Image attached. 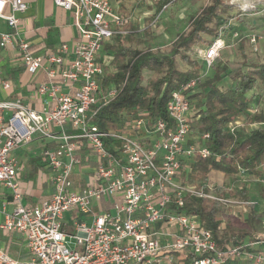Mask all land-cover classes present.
I'll list each match as a JSON object with an SVG mask.
<instances>
[{"label": "built area", "instance_id": "built-area-1", "mask_svg": "<svg viewBox=\"0 0 264 264\" xmlns=\"http://www.w3.org/2000/svg\"><path fill=\"white\" fill-rule=\"evenodd\" d=\"M256 2L247 6L254 9ZM53 3L73 15L77 36L70 45L44 47L38 55L19 34V16L27 3L0 0V20L10 29L0 32V51H13L26 72L42 73L45 79L35 87L38 109L20 99L0 100V186L13 204L11 212L0 208V230L23 235L31 258L22 264H175V253L186 251L194 257L192 264H264V241L218 248L199 216L181 211L188 196L231 203L213 194L212 185L204 192L189 179L187 162L206 158L210 150L208 134L191 129L194 108L188 96L198 91L221 51L232 46L225 32L230 31L232 42L246 40L253 46L256 36L251 31L240 35L230 19L207 46L195 49L200 71L172 93L168 121L138 111L113 127L100 128L95 114L116 95L112 85H103L100 52L107 42L127 34L129 19L109 0ZM10 88L0 69V89ZM239 127L238 121L227 125L229 131ZM35 138L49 144L39 156L49 171L51 195L27 206L12 153ZM238 175L247 174L240 170ZM68 212L75 218L70 233L63 222ZM0 264L18 263L0 251Z\"/></svg>", "mask_w": 264, "mask_h": 264}, {"label": "trees", "instance_id": "trees-1", "mask_svg": "<svg viewBox=\"0 0 264 264\" xmlns=\"http://www.w3.org/2000/svg\"><path fill=\"white\" fill-rule=\"evenodd\" d=\"M175 1L161 0L148 23L154 21L164 6ZM238 18L239 13L234 5H227L223 0H210L196 16L189 19L187 31L178 35L166 52L139 48L141 38L138 26L129 21L125 26L127 34L117 37L113 44L106 46V50L112 52L114 72L106 74L102 82L105 86L112 85L116 95L97 110L94 118L97 125L100 128L113 127L121 122L124 115H134L138 111H147L154 117L168 121L166 105L172 93L197 77L200 71L201 63L189 55L192 47L208 45L211 40L206 42L202 36L213 40L224 23ZM142 32L149 37V25ZM176 56L186 65L185 69L179 68ZM242 64L230 69L221 59H215L199 91L188 96L195 110L192 131L199 135L208 134L206 145L210 150L209 156H196L187 162L189 177L204 192L209 191L207 182L211 171H219L224 177H230L242 170L247 175L262 176L264 179V112L245 113L253 98L249 94L259 87L264 88V61L247 65L243 61ZM224 79L231 82L226 90L217 86ZM240 114L246 115L247 124L260 126L250 130L239 128L229 131L227 125ZM212 189L219 196L227 193L235 200L249 201L248 192L243 187L230 191L219 186H213ZM223 210L217 201L194 196L186 197L181 209L185 214L199 216L202 225L211 231L218 248L227 244L239 245L246 238L248 243L261 240L247 229L237 232L222 230L219 218ZM257 218L258 215L252 211L245 226L252 228ZM177 254L182 255L183 264H192L194 257L191 253L186 251ZM223 264L245 263L226 261Z\"/></svg>", "mask_w": 264, "mask_h": 264}, {"label": "rangeland", "instance_id": "rangeland-1", "mask_svg": "<svg viewBox=\"0 0 264 264\" xmlns=\"http://www.w3.org/2000/svg\"><path fill=\"white\" fill-rule=\"evenodd\" d=\"M50 1L52 2L53 0ZM160 1L161 0H109V2L114 6L123 7V15L128 18L130 22L138 24L142 28L149 25L150 35L149 37L143 36L141 44L138 45L139 48H151L153 50L166 52L174 43L178 35L187 31L189 19L196 16L203 7L210 3V0H176L175 2L168 3L164 9L160 10L154 21L149 24V17L156 13L157 4L160 3ZM223 1L227 5H234V7L238 10V13L241 14L238 20H235L234 30H237L240 35H244L251 31L257 38V44L254 46L250 45L246 40L232 42L230 31H227L224 34V39L228 40V43L232 46L221 51L218 59H221L225 64H227L230 69L242 66L243 61L246 65L249 63H259L264 61V0ZM251 1H258L256 2L254 9L247 6V3H250ZM202 37L206 42L212 40L211 37ZM47 41L49 42L50 40ZM205 46H193L189 52L190 57L192 59H197L195 49ZM242 55H244L245 59ZM176 60L180 69L186 68V65L178 56H176ZM202 67L205 69L204 65H202ZM230 85L231 82L228 79H224L217 84V86L222 90L228 89ZM252 104L258 111L264 112L263 87H259L256 90V98ZM193 111L195 112V110ZM33 146L35 147V144L29 143L21 146L20 149L25 150L26 152H32ZM36 152H38L37 149L33 151V153ZM36 156L37 155L35 154L34 157L36 158ZM36 163H38L39 166L41 165L38 172L31 175L30 178H25V181L30 179L35 185H37L38 182L40 184L44 177L42 170L43 165L39 160H37ZM27 168L28 166L25 167V171H27ZM236 176L224 177L220 175L217 178L210 175L207 182V185L209 186L219 185L222 186V188L225 186H231L232 189L243 187L247 190L249 195L250 203L248 205H244L243 207L229 204L225 205L221 203L224 210L219 218L220 227L228 232H237L239 229H247L254 233L256 237L264 239V179L262 176ZM35 189H37V187H35ZM50 190V185L48 183L44 184L42 194L48 193ZM212 193L215 192L212 191ZM225 196L226 194L223 196L220 195L219 197L228 198ZM228 199L231 200L230 198ZM252 211L258 215V218L253 227L250 228L245 226V222ZM65 231L70 233L72 228L65 227ZM181 256L182 255L178 254L175 255L177 261L176 264H182Z\"/></svg>", "mask_w": 264, "mask_h": 264}, {"label": "crops", "instance_id": "crops-1", "mask_svg": "<svg viewBox=\"0 0 264 264\" xmlns=\"http://www.w3.org/2000/svg\"><path fill=\"white\" fill-rule=\"evenodd\" d=\"M24 1L27 3L28 8L25 13L19 16L22 20L21 25L19 27V34L20 36L25 37L29 41V43H31V45L37 48L36 54L40 55L44 47L47 49H53L61 43H66L70 45L73 42V40L77 36V30L73 23V15L70 12H65L62 9L56 7L53 1L51 2L50 0ZM112 6L117 9L121 15H123L122 6ZM136 25L138 26V32L140 34L139 37L142 39L144 36L142 30H144L145 27L142 28L138 24ZM9 31L10 29L7 27L4 21L0 20V32ZM47 40L50 41L48 42ZM115 40L116 38L107 42L100 52L99 57L101 62L104 64V70L106 72L105 75L114 72V68L111 63L112 52L106 50V46L113 44ZM225 41L228 43V40ZM0 69L2 70L3 77L11 81V88L9 90L4 91L0 89V100L20 99L24 104L28 105L30 108L38 109V107L40 106V99H38V97L35 95V87L45 80L43 74L39 73L33 76L26 72L25 69L16 60L15 53L13 51H0ZM249 96H252L253 98L249 108L245 112L246 114L252 113V109L254 108L252 103L255 101L256 98V90L251 92ZM245 117L246 115L244 116V114H240L232 122L238 121L239 123H241V126L239 128L244 130H250L252 128L260 126V124H247ZM30 144H35V147L33 146V151L37 149L38 152H26L25 150L18 148L12 154L17 160L18 165L21 169L19 173V184L21 191L24 195L23 204L27 206H35L43 200L48 199L51 195V190L48 193L42 194L43 185L47 183L49 184V171L44 167L39 156L42 148L44 146H49V144H47L46 141H42L37 138H35ZM35 154L37 155L36 158L34 157ZM37 160H39L40 163L43 165L42 170L44 173V177L41 180L40 184L38 182V184L35 185L34 182H32L30 179L25 181V178H30L31 175L36 174L40 169L41 165L39 166L38 163H36ZM25 165L28 166L27 171H25ZM186 165L188 166V164ZM210 175H213L217 178L220 175L224 176L223 173L219 171H211L209 173V177ZM77 177L78 174L74 176L75 181L77 180ZM189 179L191 180L190 177ZM35 187H37V189H35ZM219 187L222 188V186ZM224 189L226 191L235 190L232 189L231 186H225ZM225 197L231 199V203H229V205H237L243 207L244 205H239L238 203L249 202L235 200L231 198L227 193ZM3 206L5 207L6 212H11L13 209L12 199L9 194V191L0 186V208H2ZM74 220L75 218H72L71 212L66 213L63 219L64 229L65 227H71V224ZM167 230L168 228H165V232H167ZM170 230L173 229H169V231ZM260 241H264V239H261ZM248 242L249 241L246 238L242 241L241 244H249ZM260 248H264V244L260 245ZM0 251L6 253L11 259L16 261L18 264H22L31 258V255L26 247L23 235L15 232L8 233L0 230ZM162 264L169 263L163 261Z\"/></svg>", "mask_w": 264, "mask_h": 264}]
</instances>
